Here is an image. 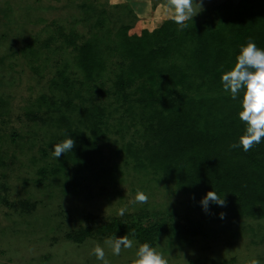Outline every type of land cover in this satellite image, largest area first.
Returning a JSON list of instances; mask_svg holds the SVG:
<instances>
[{"label":"trees","instance_id":"trees-1","mask_svg":"<svg viewBox=\"0 0 264 264\" xmlns=\"http://www.w3.org/2000/svg\"><path fill=\"white\" fill-rule=\"evenodd\" d=\"M79 6L80 20L69 27L48 22L41 30L44 40L35 37L14 52L38 79L46 77V70L53 73L47 90L30 98L24 112L31 134L37 139L43 131L51 147V152L41 150L53 162L40 168L37 182L63 176L66 192H84L90 175L105 187L122 180L127 165L141 174L133 190L152 192L153 185L174 183L189 196L190 213L200 215L178 221L175 212L148 200L135 213L99 226L91 225L96 217L90 213L84 217L90 225L66 238L82 244L90 237L128 236L155 248L163 236L179 243L210 236L209 222L244 226L249 218L264 220V142L247 152L230 148L245 124L238 116L240 101L232 100L221 83L242 45L252 40L264 48V0H203V10L187 21V28L170 18L137 33L131 30L140 18L129 0H84ZM77 21L88 30L79 31ZM10 111L9 100L0 96V116ZM112 131L123 142L108 157L104 147ZM68 137L75 142L73 151L55 159L54 145ZM117 156L120 160H114ZM210 190L225 205L211 204L205 212L200 201ZM84 195L93 196L92 191ZM163 214L169 219L158 218Z\"/></svg>","mask_w":264,"mask_h":264},{"label":"rangeland","instance_id":"rangeland-1","mask_svg":"<svg viewBox=\"0 0 264 264\" xmlns=\"http://www.w3.org/2000/svg\"><path fill=\"white\" fill-rule=\"evenodd\" d=\"M83 1L0 0V58L4 57L0 63V96L9 100L11 109L8 115L0 116L3 138L0 139V264H102L94 255L97 245L104 249L109 264H134L136 249L141 244L130 238L135 242L133 247L122 248L116 256L106 244L116 237H90L82 244L66 238V233L90 225L84 220L90 213L96 217V224L91 225L99 226L138 211L141 204L134 200L141 191L133 189L139 188L141 174L132 167L124 165L126 173L120 176L122 180L105 187L102 181L90 175L86 182L89 188L83 186L84 192H66L63 176L61 180L50 176L44 183L37 182L41 179L40 168L53 162L52 158H45L41 150L44 147L51 152V147L44 143L43 131L39 130L37 139L31 134L32 122L24 112L30 98L47 90L53 73L46 70V77L38 79L21 54L14 52L35 37L44 40L46 36L41 35V30L48 22L54 20L69 27L71 22L80 20L84 16L79 6ZM122 1L126 0H109L112 4ZM129 1L140 18L131 33L145 27L156 28L174 13V9L166 5L169 0ZM40 17L45 21H39ZM56 26L57 23L51 28ZM76 28L81 32L88 30L81 21L76 22ZM13 134H17L16 137ZM109 137L104 147L108 157L114 154L111 149L123 142L117 132H110ZM13 138L16 141H12ZM116 139L118 143L114 142ZM129 139L128 133L125 140ZM115 159L120 160L118 156ZM69 171L68 179L72 180L73 169ZM174 185L171 182L166 186L156 184L151 187L152 192L144 193L158 208L175 212V220L200 215L199 211L190 213L189 196ZM88 191H92L93 196H85ZM121 209H124L123 215L119 214ZM159 217L169 219L165 214ZM207 224L214 227L210 236H198L183 243L163 236L155 248L164 255L167 264H252L253 260L264 264L263 219L249 218L244 226L227 221Z\"/></svg>","mask_w":264,"mask_h":264},{"label":"clouds","instance_id":"clouds-1","mask_svg":"<svg viewBox=\"0 0 264 264\" xmlns=\"http://www.w3.org/2000/svg\"><path fill=\"white\" fill-rule=\"evenodd\" d=\"M169 7L174 9L172 15L174 22L182 28H187V21H193L194 16L203 10V0H169ZM221 83L223 90L230 93L232 100L240 101L241 110L238 116L245 124L244 133L238 142L230 145V148H242L247 152L264 142V48L258 47L252 40L242 45L234 66L222 72ZM74 147V140L68 137L54 145L53 156L59 160L62 154L72 152ZM148 199L146 193L137 192L134 202L146 204ZM200 204L207 212L211 204L223 207L225 200L217 191L210 190L201 198ZM119 214L123 215L124 209H121ZM220 218H224L223 213L220 214ZM134 243L128 236L106 241L116 256L120 255L122 248L130 249ZM93 251L98 261L109 264L101 246L97 245ZM134 264H167V260L161 252L145 242L136 249ZM252 264H259V261L253 260Z\"/></svg>","mask_w":264,"mask_h":264}]
</instances>
